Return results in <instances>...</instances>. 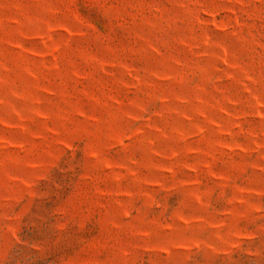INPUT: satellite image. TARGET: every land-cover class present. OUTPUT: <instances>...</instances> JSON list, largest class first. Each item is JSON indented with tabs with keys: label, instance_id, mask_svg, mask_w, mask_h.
<instances>
[{
	"label": "rangeland",
	"instance_id": "obj_1",
	"mask_svg": "<svg viewBox=\"0 0 264 264\" xmlns=\"http://www.w3.org/2000/svg\"><path fill=\"white\" fill-rule=\"evenodd\" d=\"M0 264H264V0H0Z\"/></svg>",
	"mask_w": 264,
	"mask_h": 264
}]
</instances>
